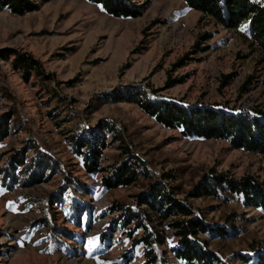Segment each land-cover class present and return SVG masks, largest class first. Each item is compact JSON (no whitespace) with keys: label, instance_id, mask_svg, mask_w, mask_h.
<instances>
[{"label":"rangeland","instance_id":"374dc122","mask_svg":"<svg viewBox=\"0 0 264 264\" xmlns=\"http://www.w3.org/2000/svg\"><path fill=\"white\" fill-rule=\"evenodd\" d=\"M242 29L228 31L183 0H151L135 19L115 18L88 0H50L24 16L1 9L0 121L11 119L0 142V168L23 150L27 164L41 152L58 165L31 187L11 189L0 173V264H147L143 246L134 247L120 224L121 212L109 209L115 202L136 207L158 180L205 223L226 230L200 235L215 264H256L264 252V212L237 197L190 194L212 172L262 181L264 156L234 149L227 140L185 136L132 101L146 92L153 101L185 107L264 112V55L251 53L247 25ZM206 33L213 38L199 43ZM11 51L37 60L42 75L25 79L13 56L6 57ZM227 76L234 77L224 85ZM85 139L104 142L105 171H86L77 147ZM131 156L151 177L105 189L102 178ZM154 219L165 234L160 250L168 264H187L175 252L178 237L170 224L176 219Z\"/></svg>","mask_w":264,"mask_h":264},{"label":"trees","instance_id":"16d2710c","mask_svg":"<svg viewBox=\"0 0 264 264\" xmlns=\"http://www.w3.org/2000/svg\"><path fill=\"white\" fill-rule=\"evenodd\" d=\"M50 0H0V10L8 8L12 14L24 16L39 10L41 3ZM101 5L107 14L115 18H139L151 0H143L137 4L136 0H88ZM192 10L200 12L206 18L213 19L218 25L231 32H240L247 25L246 40L251 53L260 52L264 55V4L257 0H183ZM213 38L212 34L200 37L201 44ZM209 48L199 49L207 51ZM13 56L14 69L20 70L25 79L33 73L40 72V63L34 58L17 51H11L7 58ZM234 76L225 77L227 85ZM182 81V80H181ZM180 81V82H181ZM177 82V83H180ZM252 83V78L248 79ZM247 85V84H246ZM247 86H244V89ZM156 93V92H154ZM134 98L138 106L148 115L154 117L167 128L182 129L188 137L205 140H227L234 149L249 154L264 156V112L253 113L247 110L239 114L216 110L210 107H185L168 101H153L146 92H140ZM11 117L0 121V142L8 136ZM100 140V139H99ZM95 139L80 140L77 143L79 152L84 158V166L88 173L96 174L104 169L100 168L101 149L104 142ZM85 149V150H84ZM84 150V151H83ZM36 159V160H35ZM26 162V150L12 154L0 168L5 185L13 188L16 184L31 187L48 180L47 173H56L57 162L48 154L38 153V156ZM205 175L190 194L192 198H214L229 201L231 197L237 199L247 207H256L264 212V179L261 181L252 176L240 179L225 174ZM50 177V174H49ZM150 172L144 163L131 156L120 166L102 178L105 189L129 187L141 179L150 178ZM167 178L168 176H164ZM174 189V188H173ZM168 187L164 180L152 182L148 191L142 194L137 206L124 205L115 202L110 212H121L120 224L129 229L134 247L142 245L147 257V264L167 262L166 252L160 249L165 245V234L154 215L165 222L175 218L170 227L178 237L175 248L176 256L187 264H215L216 255L209 250L201 234H226L224 228L210 225L196 215L195 210L187 203L175 197L174 190ZM141 232L140 238L134 237ZM256 264H264V252L257 256Z\"/></svg>","mask_w":264,"mask_h":264},{"label":"snow or ice","instance_id":"6c2138e0","mask_svg":"<svg viewBox=\"0 0 264 264\" xmlns=\"http://www.w3.org/2000/svg\"><path fill=\"white\" fill-rule=\"evenodd\" d=\"M242 31L244 29H241ZM15 210V209H13ZM99 237H94V238H91L89 241H88V245H89V254H91L92 252V248L95 246L96 242L98 241ZM39 243V242H38Z\"/></svg>","mask_w":264,"mask_h":264},{"label":"built area","instance_id":"2783aa9c","mask_svg":"<svg viewBox=\"0 0 264 264\" xmlns=\"http://www.w3.org/2000/svg\"><path fill=\"white\" fill-rule=\"evenodd\" d=\"M239 113H241V111Z\"/></svg>","mask_w":264,"mask_h":264}]
</instances>
